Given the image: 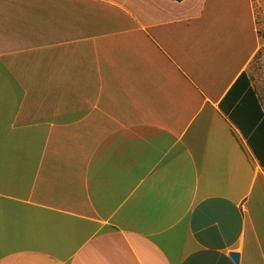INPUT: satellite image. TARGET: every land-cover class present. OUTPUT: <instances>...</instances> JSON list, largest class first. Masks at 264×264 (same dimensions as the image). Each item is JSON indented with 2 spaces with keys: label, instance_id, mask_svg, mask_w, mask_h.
I'll return each instance as SVG.
<instances>
[{
  "label": "crops",
  "instance_id": "crops-1",
  "mask_svg": "<svg viewBox=\"0 0 264 264\" xmlns=\"http://www.w3.org/2000/svg\"><path fill=\"white\" fill-rule=\"evenodd\" d=\"M264 0H0V264H264Z\"/></svg>",
  "mask_w": 264,
  "mask_h": 264
},
{
  "label": "rangeland",
  "instance_id": "rangeland-1",
  "mask_svg": "<svg viewBox=\"0 0 264 264\" xmlns=\"http://www.w3.org/2000/svg\"><path fill=\"white\" fill-rule=\"evenodd\" d=\"M255 89L264 96V52L255 58L249 70Z\"/></svg>",
  "mask_w": 264,
  "mask_h": 264
},
{
  "label": "water",
  "instance_id": "water-1",
  "mask_svg": "<svg viewBox=\"0 0 264 264\" xmlns=\"http://www.w3.org/2000/svg\"><path fill=\"white\" fill-rule=\"evenodd\" d=\"M231 258L234 260L236 264L240 261V254L238 252H231L230 253Z\"/></svg>",
  "mask_w": 264,
  "mask_h": 264
},
{
  "label": "trees",
  "instance_id": "trees-1",
  "mask_svg": "<svg viewBox=\"0 0 264 264\" xmlns=\"http://www.w3.org/2000/svg\"><path fill=\"white\" fill-rule=\"evenodd\" d=\"M179 1H181V0H179Z\"/></svg>",
  "mask_w": 264,
  "mask_h": 264
}]
</instances>
